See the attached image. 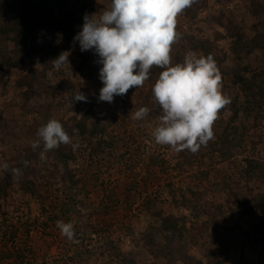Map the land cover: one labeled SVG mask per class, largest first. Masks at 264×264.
Returning <instances> with one entry per match:
<instances>
[{
    "label": "rangeland",
    "instance_id": "obj_1",
    "mask_svg": "<svg viewBox=\"0 0 264 264\" xmlns=\"http://www.w3.org/2000/svg\"><path fill=\"white\" fill-rule=\"evenodd\" d=\"M24 1L0 0V264H264L251 233L264 229V101L234 81L243 66L247 77L264 69V53L236 54L210 18L225 11L251 37L250 0ZM33 3L51 22L77 20L67 31L78 42L57 60L45 48L61 30L19 35L13 10ZM160 47L174 75L215 82L218 103L190 98V84L187 102L163 95L152 73ZM91 106L87 127L106 117L103 135L75 127ZM105 142L117 155L98 151ZM146 199L173 216L175 235Z\"/></svg>",
    "mask_w": 264,
    "mask_h": 264
},
{
    "label": "trees",
    "instance_id": "obj_2",
    "mask_svg": "<svg viewBox=\"0 0 264 264\" xmlns=\"http://www.w3.org/2000/svg\"><path fill=\"white\" fill-rule=\"evenodd\" d=\"M28 4V1L25 0ZM44 9L37 4H31L30 7L25 10L24 13H18L15 10H13L15 17L18 19L21 17V20L25 25V31L24 32H19V35L22 36V38H26L27 34L25 32H29L32 29H34L36 26L40 25H51V27L54 28V30H61L62 31V38L60 40V45H57L55 41H50L47 44V47L45 48L47 53L51 55V57L55 60L59 59L63 52L67 49H69L71 46H74V42H78V36L74 35V33L71 31H67V27L74 25L76 19L73 20H67V18H63L62 20L58 21H53L51 22L49 19H47L46 15H43L42 12ZM248 13L253 19L252 25H251V32L252 35L251 37H248V35L244 33H240L238 28L233 26V19L231 14L226 15L225 11H220L216 15H212L210 18L218 25H225L227 28V31L229 35L233 38H235L234 43L232 44V50L236 54L239 51H243L248 53L249 47L254 46L259 48L260 50L263 51L264 53V0H250L249 7H248ZM226 20V21H225ZM83 24H86L87 26L89 23L86 20H81ZM236 28V29H234ZM127 26H122L120 29V33L122 35L125 34V31L127 30ZM134 32V30H132ZM106 36L107 40H110L108 38H112L113 32L112 30L106 31ZM129 40L128 37L124 38V41ZM61 47V48H60ZM249 48V49H248ZM253 48V47H252ZM248 49V50H247ZM158 50L161 51L160 53V63H157L152 67V73L157 74L160 82L159 89L161 93L165 96L173 95L176 92L181 93L182 95V101L187 102V98L185 96V91L187 90L186 84H190L191 93L190 98H200L202 102L206 103L207 105H216L218 103V93L216 89V84L215 82L210 83L209 81L205 80L203 82H199L197 78H195L193 75H188L189 76V81L185 79V77L177 76L174 75L170 68L166 65V61L169 59L171 56L170 50L167 48H158ZM147 56L151 57L152 52H146L145 53ZM83 65L81 67H77L76 73L82 72L83 67L85 66V62L87 59L86 54L82 53L81 55ZM162 60V61H161ZM165 60V61H164ZM240 69V68H239ZM248 69V66H243L241 68V71L234 72V81L237 83L241 91L245 94V96L250 99L253 104L256 102L257 97H260L261 100L264 101V69L261 68L260 71L258 72H253L249 77L244 75L243 73ZM220 79L217 83L222 81L221 77H218ZM233 81V82H234ZM188 82V83H187ZM18 87H23L24 83L22 81H18L17 83ZM104 91V90H103ZM100 96V95H98ZM94 101V100H93ZM152 104L154 107L158 110L163 109V102L157 98H154L152 100ZM176 108L178 107V104L175 105ZM160 113V112H159ZM95 115L94 110L92 106L86 110V116L81 118L79 121L76 123V129L78 130V133L80 135H84L86 132H89V134L94 137L96 135H103L106 130H107V125L109 124V119L106 117L104 118V122L95 120L91 121V127L88 129L87 127V119L88 118H93ZM176 120L175 118H172ZM3 124L0 122V133L2 134L3 130ZM0 134V135H1ZM106 146L104 145H99L98 146V151L99 152H104L105 148L108 147V153L110 155H117L116 154V145H113V143H108L105 142ZM221 150V149H220ZM223 154V150L220 151ZM94 155L95 151H91L89 155L90 162L92 163L94 160ZM63 156V155H61ZM123 156L122 154L119 155V157ZM65 157V156H63ZM206 176V173H204ZM130 188V186H129ZM192 194H196L195 191H192ZM108 197L111 201L116 202L115 199V194L114 192H107L105 195ZM126 200L129 201L128 196H126ZM143 206L147 212H149L153 217H158L161 218V227L162 229L167 232V234L175 235V230L177 223L175 222L173 216L168 215L166 217L161 216V209H158L156 206V203L151 201V200H144L143 201ZM109 207V206H107ZM251 233L253 234H259V238L264 241V229L259 227V229L252 230ZM16 231L11 232V237H15ZM12 252L7 253V257L12 256ZM4 258V257H2ZM1 258V259H2Z\"/></svg>",
    "mask_w": 264,
    "mask_h": 264
}]
</instances>
